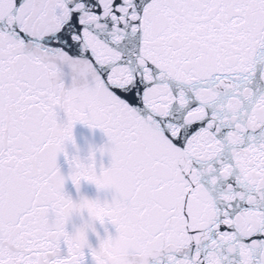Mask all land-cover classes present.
<instances>
[{"label": "snow or ice", "instance_id": "1", "mask_svg": "<svg viewBox=\"0 0 264 264\" xmlns=\"http://www.w3.org/2000/svg\"><path fill=\"white\" fill-rule=\"evenodd\" d=\"M102 255L264 264V0H0V264Z\"/></svg>", "mask_w": 264, "mask_h": 264}, {"label": "water", "instance_id": "2", "mask_svg": "<svg viewBox=\"0 0 264 264\" xmlns=\"http://www.w3.org/2000/svg\"><path fill=\"white\" fill-rule=\"evenodd\" d=\"M75 135L77 138V143L79 144L81 148L82 155H85L87 153L89 144L101 145L105 143L107 139L100 129L91 130L88 127L80 125V124H77ZM103 159H104L105 165H107L108 163L107 155H105ZM97 163L99 166V154L97 158ZM67 172H68V165H67L65 174H67ZM66 190L73 196V198H76L77 192H76L75 186L71 184V181H68L66 183ZM81 192L86 193L87 195L92 196V197L97 196V190L95 186L88 184L86 182H82ZM100 196L102 199L105 198V193H100ZM108 198L110 199V194H108ZM76 222H79L78 218H76ZM70 227L71 225H69V228ZM108 227L110 231H114L112 226L109 225ZM99 230L101 231V234H103V228L101 227L99 228ZM90 240L93 243V245L97 244V240L94 234H90Z\"/></svg>", "mask_w": 264, "mask_h": 264}, {"label": "clouds", "instance_id": "3", "mask_svg": "<svg viewBox=\"0 0 264 264\" xmlns=\"http://www.w3.org/2000/svg\"><path fill=\"white\" fill-rule=\"evenodd\" d=\"M83 195H85V196H87L89 198H95L96 197V196L95 197L89 196L86 193H83ZM78 221L80 222L79 218H78ZM79 222H77V223H79ZM97 244H99V242H97ZM101 259L103 261V264H111L112 256L111 255H102Z\"/></svg>", "mask_w": 264, "mask_h": 264}]
</instances>
